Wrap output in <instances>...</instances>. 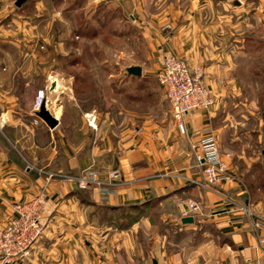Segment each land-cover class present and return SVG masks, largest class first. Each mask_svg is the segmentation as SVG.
Here are the masks:
<instances>
[{
  "label": "crops",
  "instance_id": "1",
  "mask_svg": "<svg viewBox=\"0 0 264 264\" xmlns=\"http://www.w3.org/2000/svg\"><path fill=\"white\" fill-rule=\"evenodd\" d=\"M186 1L185 7H167L162 0H110L129 19L124 29H137L146 48L139 77L123 72L110 77L137 86L140 95L128 93L124 106L110 100L105 114L84 112L67 93L73 73H44V81L60 77L51 81V90L61 84L59 104L46 107L57 120L50 129L35 114L33 100L42 89L34 87L38 77L31 67L50 57V46L67 61V47L81 33L69 20L84 2L23 0L11 9L9 0H0V227L45 186L40 171L54 175L45 186L43 236L27 259L12 264H264L262 232L254 227V216L264 218V185L255 170L244 169L260 160L264 171V117L254 136L259 154L251 157L222 146L215 125L224 98L238 90L235 77L245 58L240 31L258 28L264 40V0H237V6L234 0ZM26 13L32 16L26 19ZM11 26L8 33L16 38L3 35ZM166 27L170 30L162 32ZM27 31L28 39H21ZM169 55L203 69L214 99L210 109L184 117L186 138L177 132L163 96H156L150 115L144 101ZM208 136L215 138L226 166V179L212 191L191 183L199 180L200 167L190 145ZM88 168L101 180L117 170L126 185L101 199L97 189L79 190L60 178ZM187 202L200 205L201 214L183 215ZM186 217L192 222L182 223Z\"/></svg>",
  "mask_w": 264,
  "mask_h": 264
},
{
  "label": "rangeland",
  "instance_id": "2",
  "mask_svg": "<svg viewBox=\"0 0 264 264\" xmlns=\"http://www.w3.org/2000/svg\"><path fill=\"white\" fill-rule=\"evenodd\" d=\"M109 1L101 0L90 4L83 0L84 3L81 4L78 13L69 20L75 27H80L81 33L79 37H74L76 40L72 42L73 44L68 45L67 61L61 60L59 56H56L54 48L51 49L50 46V57L45 62L31 67V70L35 71L38 77L34 87L37 90L42 89L40 91L44 92V104L47 108L50 105V108L54 109L59 104L58 93L61 89V84L58 90L57 88L51 90V81L52 83L60 82V77L55 79L49 77L44 81L42 76L44 73L47 76L48 74L60 76L69 72L73 73V83L70 87H67L69 89L67 93L79 104L84 112L94 109L98 114H105L108 111L110 100L124 106L125 96L128 93L136 97L140 95L137 86H126L123 83H119L122 78L110 77L114 72L124 73V70L130 66H137L138 64L146 66L140 60L144 56L146 48L137 35V29L133 30L127 27L124 29V25L129 19L124 14H121L119 9L115 8ZM162 1L167 7H185L187 4L186 0ZM14 2V0H9L8 2L11 9L14 8ZM71 3L72 1H69L68 5L70 6ZM30 16L32 15L25 14L26 19ZM12 27L7 29V33L3 35H8L7 37L10 38L17 36L14 33H8L9 31L13 32L14 29ZM25 27L21 23L22 31H26ZM169 30L170 28L166 27L161 31ZM27 32L21 39H28L30 32ZM60 32L61 29L56 27L52 33L57 36ZM130 32H132L131 35L129 34ZM240 32L245 40V58L242 62H239L237 76L235 77L238 83V90L236 93L228 94L224 98V105L217 111L215 125L220 129L222 146L233 150L237 154L251 157L253 153L255 155L259 154V147L255 143L254 136L258 134L257 132L260 129L259 122L264 117V40L262 38L263 33L258 28H253L252 32L249 26H245L244 31ZM80 36H82L81 40ZM147 63L149 64V62ZM161 63L158 70H156V76L149 82L148 97L144 99L148 103V109L146 108V110L149 115L155 112V107L152 105L157 103V95L164 97L163 101L168 107L164 91L157 81ZM117 75L120 76V74ZM116 81L118 83L115 89L114 84ZM49 91L55 94L51 96ZM38 92L33 100L34 105ZM134 100L137 99L134 98ZM158 109H161L160 106ZM236 138L238 142H235V144L230 143L231 140L229 139L234 141ZM246 161H248L247 158ZM244 169L255 170L258 183L264 185L263 164L260 160L250 163L249 166L246 165ZM86 170L95 171L90 168Z\"/></svg>",
  "mask_w": 264,
  "mask_h": 264
},
{
  "label": "built area",
  "instance_id": "3",
  "mask_svg": "<svg viewBox=\"0 0 264 264\" xmlns=\"http://www.w3.org/2000/svg\"><path fill=\"white\" fill-rule=\"evenodd\" d=\"M203 79V69H191L178 57L169 55L162 60L157 81L164 91L171 119L181 137L188 136L184 117L196 111H206L214 104V99ZM43 102L44 92L39 91L34 108L38 110ZM190 151L197 166L200 167L199 180H191V183L200 189L210 191L217 189L226 179V166L219 155L215 138L208 136L196 144H191ZM40 173L46 177L45 186L54 178L53 174L43 171ZM60 178L72 181L79 190L90 187L97 189L101 199L116 194L120 187L126 185L117 170L110 171L106 180H101L98 173L91 170L83 171L77 177L62 175ZM45 186L30 202L16 206L15 216L0 227V264H12L27 259L35 244L43 236L41 209L46 200ZM242 210L248 213L246 209ZM201 211L197 203L187 202L183 215H200ZM254 218V227L262 232L259 242L264 248V218L260 216Z\"/></svg>",
  "mask_w": 264,
  "mask_h": 264
},
{
  "label": "water",
  "instance_id": "4",
  "mask_svg": "<svg viewBox=\"0 0 264 264\" xmlns=\"http://www.w3.org/2000/svg\"><path fill=\"white\" fill-rule=\"evenodd\" d=\"M22 3H23V0H16L14 4L16 7H20V5ZM238 4H239V2L237 0H234L232 2V5L237 6ZM124 73L127 76L139 77L141 75V69H140V67H137V66H130L124 70ZM51 88H53V85H51ZM35 114L50 129H53L57 125V120L46 109L44 102L41 104V106L39 107L38 111H36ZM188 222H192L191 217H186V218L182 219V223H188ZM153 264H156V262L153 261Z\"/></svg>",
  "mask_w": 264,
  "mask_h": 264
}]
</instances>
